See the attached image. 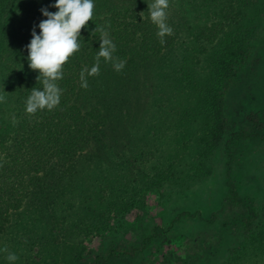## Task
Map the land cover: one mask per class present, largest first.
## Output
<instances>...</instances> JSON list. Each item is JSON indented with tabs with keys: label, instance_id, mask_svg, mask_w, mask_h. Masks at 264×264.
I'll return each instance as SVG.
<instances>
[{
	"label": "rangeland",
	"instance_id": "rangeland-1",
	"mask_svg": "<svg viewBox=\"0 0 264 264\" xmlns=\"http://www.w3.org/2000/svg\"><path fill=\"white\" fill-rule=\"evenodd\" d=\"M235 1L230 22L214 13L207 22H218L220 32L214 44L205 43L212 55L200 58L204 65L194 64L193 89L187 81L160 84L154 61L133 46L138 73V63L150 65L135 86V125L110 135L113 146L101 150L100 161L84 159L67 168L52 185L50 202H29L12 214L0 233V264H75L80 256L106 253L112 243L131 247L154 234L140 256L110 264H264V230L255 225L256 234H250L239 222L245 206L224 203L231 165L240 199L254 201L264 213V141H218L213 129L220 89L209 64L211 47L232 44L236 34L247 37L250 55L220 90L224 110L238 119L245 108L264 109V0ZM184 212L195 216L177 221ZM9 253L18 259L9 262Z\"/></svg>",
	"mask_w": 264,
	"mask_h": 264
},
{
	"label": "trees",
	"instance_id": "trees-1",
	"mask_svg": "<svg viewBox=\"0 0 264 264\" xmlns=\"http://www.w3.org/2000/svg\"><path fill=\"white\" fill-rule=\"evenodd\" d=\"M152 2L154 0H94L92 21L81 30L80 50L63 66V79L57 81L61 89L59 105L51 111L38 110L29 115L25 106L30 91L43 89L37 80L39 73L29 67L27 46L33 38V29L40 34L39 23L46 19L41 9L55 13L58 11L53 6L56 0H0V96L5 97V101L0 102V233L8 228L12 214L29 202H50L52 185L61 181L59 176L67 168L75 167L84 159L100 161V153L113 146L111 136L135 125L131 114V109L138 103L135 86H141L138 81H143L148 73L146 67L150 65L138 63L137 66H141L138 73L133 46L136 53L154 61L152 72L159 71L154 76L159 82V78L163 79L160 84L167 83L171 88V85L187 81L188 88L193 89L194 64H203L200 58L204 54L212 55L205 49L206 42L214 44L220 32L214 27L218 22L209 27L208 20L214 13L219 19L223 15L225 21L230 22L233 19L230 10L237 7L235 0H169L166 23L173 31L161 43L158 28L148 13V4ZM209 8H214L215 12H209ZM197 19L200 22L192 24ZM96 26H102L115 44L114 59L126 63L117 71L112 62L101 58L99 74H86L88 87L83 88L81 71L95 64L101 45V33L95 32ZM189 36L195 39L192 44L186 39ZM236 36L238 38L232 44L229 41L219 49L211 47L215 51L209 62L210 66L213 62L214 87L221 91L233 82L234 71L239 70L250 55L249 47L245 45L247 37ZM181 46L185 57L180 51ZM203 47L205 51H201ZM174 54L181 55V59L173 60ZM237 61V69H234L232 66ZM144 70L147 73L144 74ZM220 90L213 127L218 131L217 140L222 141L228 136L231 143L264 141V109L245 108L237 114L238 119H232L224 110ZM205 101L210 103L209 97ZM213 129L210 127V131ZM231 171L229 165L224 203L245 206L239 222L254 235L251 227L256 225L255 229L264 230V213H259L254 201L240 199ZM194 216L184 212L177 221ZM215 220L214 215L208 222ZM153 236L131 247L112 243L106 253L80 256L75 264H110L124 258H137L149 247Z\"/></svg>",
	"mask_w": 264,
	"mask_h": 264
},
{
	"label": "clouds",
	"instance_id": "clouds-1",
	"mask_svg": "<svg viewBox=\"0 0 264 264\" xmlns=\"http://www.w3.org/2000/svg\"><path fill=\"white\" fill-rule=\"evenodd\" d=\"M58 11L49 12L41 9L46 19L39 23L40 34L35 29L32 32V39L27 46L29 56V67L37 71L38 83L42 89L33 88L26 100L25 111L34 115L38 110L49 111L56 108L60 103L61 89L57 81L63 79V66L68 62L74 53L80 50L81 30L84 29L94 15V0H56L53 5ZM169 0H154L148 4V13L153 24L158 28L157 36L163 38L172 35V28L166 23ZM143 18V13L140 14ZM95 32H100V49L95 57V64L89 69L83 68L80 74L81 86L87 88L86 74L96 76L99 74L100 60L112 62L115 70L120 71L126 61L114 59L115 44L109 38V34L102 26H96ZM94 32V33H95ZM5 97L0 96V102ZM15 122V121H14ZM8 252L7 247L3 249ZM9 262H15L18 257L15 253H9L6 257Z\"/></svg>",
	"mask_w": 264,
	"mask_h": 264
}]
</instances>
